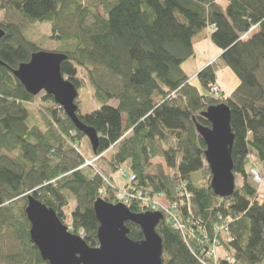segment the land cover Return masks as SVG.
<instances>
[{
    "label": "trees",
    "instance_id": "16d2710c",
    "mask_svg": "<svg viewBox=\"0 0 264 264\" xmlns=\"http://www.w3.org/2000/svg\"><path fill=\"white\" fill-rule=\"evenodd\" d=\"M0 11V262L49 264L31 240L29 194L63 223L74 204L70 232L98 247L94 204H119L120 172L150 199L176 206L178 225L163 213L156 228L164 264L264 262V197L248 173L264 175V0H0ZM36 23H52L54 52L68 57L64 77L92 91L98 107L78 117L99 136L96 154L52 96L44 93L35 112L37 96L13 74L44 50L25 34ZM197 36L222 54L194 77L184 66L196 57ZM223 67L239 82L229 95L217 83ZM219 104L231 109L234 174L242 179L229 198L211 189L196 129L211 127L204 113ZM157 158L164 167L152 173ZM127 207L151 211L135 199ZM126 226L131 240H144L139 226ZM214 248L217 259L208 257Z\"/></svg>",
    "mask_w": 264,
    "mask_h": 264
},
{
    "label": "water",
    "instance_id": "95a60500",
    "mask_svg": "<svg viewBox=\"0 0 264 264\" xmlns=\"http://www.w3.org/2000/svg\"><path fill=\"white\" fill-rule=\"evenodd\" d=\"M4 36L5 31L0 28V41ZM67 59L65 54L41 50L34 53L28 63L21 64L13 74L29 94L52 96L76 128L87 136L96 154L99 136L95 129L80 121L77 104L79 90L62 73V64ZM0 66H5L1 59ZM204 117L211 127L198 125L196 129L207 147L205 157L212 174L211 189L215 195L229 198L236 189L231 109L226 104L212 106ZM27 202L31 240L42 259L49 264H164L163 241L156 232L164 218L160 212L135 214L122 203L110 204L98 199L94 211L100 225L97 235L99 245L92 248L83 237L71 233L57 213L33 194L27 196ZM128 222L141 228L144 240L134 242L129 238Z\"/></svg>",
    "mask_w": 264,
    "mask_h": 264
},
{
    "label": "rangeland",
    "instance_id": "374dc122",
    "mask_svg": "<svg viewBox=\"0 0 264 264\" xmlns=\"http://www.w3.org/2000/svg\"><path fill=\"white\" fill-rule=\"evenodd\" d=\"M4 20H5V15L3 12L0 11V21H4ZM24 29H25V34L30 41L38 43L42 47V49H44L46 51H51V52L55 51L57 44L52 43L49 39V36L51 35V32H52V23H36L33 25L26 24ZM199 37L200 36L196 37L197 41H198ZM209 44H211V43H209ZM212 46H214V45H212ZM215 50L218 51V49H215ZM198 57H200V58L198 60H196L195 62L192 59V60L188 61V63L184 66L187 73L191 76L194 75V77H195V73H197V70H198L197 67L199 65H200V68L205 66L206 61L207 60L209 61L210 58L212 57L208 47L203 45L201 53H199ZM203 60L205 61L204 63H203ZM193 79H194L193 80L194 84L199 85L196 78H193ZM219 80L221 81V83L225 89V92L227 94L231 93L232 90H234L237 87L235 85V82L236 81L238 82V79L230 71V69H228L226 67H223V69H221L219 71ZM43 94L44 93H41L40 95L37 96L36 102L34 103V106L32 107L35 112H37L36 110H39L38 108H40L43 104V102L41 101V97ZM78 101H81V103L78 104L81 114H88L98 107L96 102L93 99L92 91L90 89L80 90ZM89 146L90 145H89L88 141L85 140L83 143V152H85V150H86V155L88 156V164H92L93 158L91 157V151L89 149ZM153 165H154V168L152 169V173L157 172L160 167L161 168L164 167V163H163V160L161 158L155 159L153 161ZM101 166L104 167L105 169H107L105 166H103V164H101ZM254 169H255V167L254 168H248V173L253 175V177H254L253 180H255L258 187H260V194L262 197H264V176H263V173H262L261 169L257 168V170H259L260 174L262 175V180H261L253 171ZM113 177H114L115 185L120 189L119 192L123 191L125 189L126 185H128V183H129V181H128L129 180V174L124 176L121 173H117V174H114ZM241 183H242V179L240 177H237L236 178V186L240 185ZM161 201L164 204L166 203L164 198H161ZM74 207H75V205L72 204L70 208L65 210L64 224L67 227H69V231L71 228V218H72V214L74 212ZM79 235L81 237H83V233H81ZM0 264H3V263L0 262ZM262 264H264V262Z\"/></svg>",
    "mask_w": 264,
    "mask_h": 264
},
{
    "label": "built area",
    "instance_id": "2783aa9c",
    "mask_svg": "<svg viewBox=\"0 0 264 264\" xmlns=\"http://www.w3.org/2000/svg\"><path fill=\"white\" fill-rule=\"evenodd\" d=\"M212 91L214 93L219 91L218 87H214L212 89ZM254 172H257L259 170H257V167H255V169L253 170ZM122 175L126 176L128 175L126 172H120ZM264 176V175H263ZM135 180V178L132 175H129V183L128 185H126L125 189L121 192L118 193V200L119 202L125 204L126 206L130 205L133 203L134 199L138 200L140 202H142V204L147 205L148 207H150V210L152 212H161V213H167L169 214V216L174 219V222L176 225H178L177 222V218L173 212V210L176 208L175 205L169 204V203H163L161 201V198H163V196H159L157 197V199H150L148 196H146L145 191L143 190H137L136 188H134L133 186V181ZM188 198H190V196H187ZM162 203H161V202ZM217 248L213 249L212 251H210L208 253V257L209 258H215L217 259Z\"/></svg>",
    "mask_w": 264,
    "mask_h": 264
},
{
    "label": "crops",
    "instance_id": "0c3cea01",
    "mask_svg": "<svg viewBox=\"0 0 264 264\" xmlns=\"http://www.w3.org/2000/svg\"><path fill=\"white\" fill-rule=\"evenodd\" d=\"M211 43V41H210V39L209 38H206V39H203V40H200V41H198V42H196V44H195V51H196V57H195V59H193L194 60V62L196 61V60H198L200 57H198V55H199V53H201V50H202V46L204 45V46H206V47H208V49L210 50V53H211V58H210V60L208 61H206V65L205 66H203V67H201L200 68V65L197 67L198 68V70H197V72L198 71H200L201 69H203L204 67H206L207 65H210L211 63H213L216 59H218L220 56H221V54H222V52L218 49V48H216L215 46H212L211 44H209V43ZM215 47V48H214ZM215 49H218V51L217 50H215ZM205 61L203 60V63H204ZM196 74V73H195ZM217 83L221 86V88H222V91H224L225 92V89H224V87H223V85H222V83H221V81L219 80V73H218V79H217ZM237 84H239L237 81L235 82V85L236 86H238ZM233 91V90H232ZM226 93V92H225ZM227 94V93H226ZM230 94V93H229ZM229 94H227V95H229Z\"/></svg>",
    "mask_w": 264,
    "mask_h": 264
},
{
    "label": "bare ground",
    "instance_id": "6f19581e",
    "mask_svg": "<svg viewBox=\"0 0 264 264\" xmlns=\"http://www.w3.org/2000/svg\"><path fill=\"white\" fill-rule=\"evenodd\" d=\"M214 87H217V85H216V86H214ZM214 87H213V88H214ZM213 88H212V89H213ZM212 92H213V91H212ZM135 187H136V186H135ZM147 195H148V194H147ZM152 197H153V196H152Z\"/></svg>",
    "mask_w": 264,
    "mask_h": 264
}]
</instances>
